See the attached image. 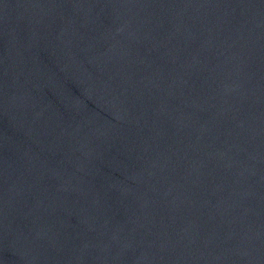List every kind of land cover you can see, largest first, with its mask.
I'll return each mask as SVG.
<instances>
[{
	"label": "water",
	"instance_id": "95a60500",
	"mask_svg": "<svg viewBox=\"0 0 264 264\" xmlns=\"http://www.w3.org/2000/svg\"><path fill=\"white\" fill-rule=\"evenodd\" d=\"M0 264H264V0H0Z\"/></svg>",
	"mask_w": 264,
	"mask_h": 264
}]
</instances>
